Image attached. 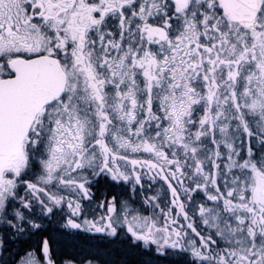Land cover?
<instances>
[{"label":"snow or ice","instance_id":"snow-or-ice-1","mask_svg":"<svg viewBox=\"0 0 264 264\" xmlns=\"http://www.w3.org/2000/svg\"><path fill=\"white\" fill-rule=\"evenodd\" d=\"M0 264H264V0H0Z\"/></svg>","mask_w":264,"mask_h":264}]
</instances>
